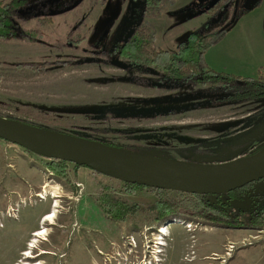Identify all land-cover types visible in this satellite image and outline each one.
<instances>
[{
  "label": "rangeland",
  "instance_id": "1",
  "mask_svg": "<svg viewBox=\"0 0 264 264\" xmlns=\"http://www.w3.org/2000/svg\"><path fill=\"white\" fill-rule=\"evenodd\" d=\"M21 1L9 12L31 33L0 38L1 117L193 162L240 159L264 145V100L221 102L208 85L152 86L157 74L116 67L110 61L123 59L109 53L116 38L132 33L123 36L127 20V28L149 25L153 45L171 51L195 30L226 27L229 36L205 60L217 71L230 64L225 72L239 74L228 46L240 32V15H257L250 23L264 25V0L247 9L246 0H162L146 13L143 0ZM261 56L245 53V65ZM256 61L264 66V57ZM42 62L49 64L32 65ZM45 160L0 139V264H264V227L227 228L189 214L156 221L144 211L113 220L97 199L104 185L119 191L122 181L93 171L80 172V184L71 170L61 179L45 169ZM257 187L264 190V179ZM118 196L143 206L156 200L146 189ZM168 196L178 200L176 191ZM51 212L52 224L45 222Z\"/></svg>",
  "mask_w": 264,
  "mask_h": 264
},
{
  "label": "trees",
  "instance_id": "2",
  "mask_svg": "<svg viewBox=\"0 0 264 264\" xmlns=\"http://www.w3.org/2000/svg\"><path fill=\"white\" fill-rule=\"evenodd\" d=\"M21 2V0H14L4 3L0 0L1 39H7L22 33L24 35L31 33L21 30L9 12L11 6H19L22 4ZM221 2L220 0L215 1L216 4ZM143 4L144 7L146 6L143 12L146 13V8L161 6L164 3L162 0H143ZM127 25L128 21L121 29L125 28L123 36L129 30ZM129 27H133V25L130 24ZM227 31L226 27L204 33L195 30L179 42L175 51H171L153 45L155 31L147 24L140 25L138 23L137 29L129 36L115 39L109 53L121 57L131 69L137 72L148 71L157 74L159 78L151 83L152 86L208 85L212 92L221 95L218 98L221 102L245 103L264 98V75L241 76L231 72L217 71L206 62L205 54L208 49L220 42ZM58 62L56 61L57 64ZM48 64V62H42L41 64L32 65L37 69H44ZM61 64H67V62L62 61ZM6 118L14 120L9 117ZM38 118H43L46 121L52 120L50 117L40 116ZM14 121L26 124L20 120ZM46 129L69 134L49 127ZM102 143L137 152L133 148L136 145L126 147L124 145ZM263 150L264 145L248 156L260 153ZM69 164L71 163L59 159L42 161V165L46 170L61 179H67L70 170L76 178L78 168L87 167L85 164H73L70 169ZM96 173L100 172L96 171ZM262 180L254 181L225 194H188L176 191L177 201H172L168 196V193L172 190L122 182L119 191L112 186L104 185V193L97 199V204L106 216L122 222L127 220L129 214L144 211L146 213L151 212L156 221L175 218L180 214H189L202 217L212 224L227 228H262L264 227V190L257 187V184ZM145 189L153 192L156 196V200L147 206L139 203H128L118 196L120 193L134 195Z\"/></svg>",
  "mask_w": 264,
  "mask_h": 264
},
{
  "label": "water",
  "instance_id": "3",
  "mask_svg": "<svg viewBox=\"0 0 264 264\" xmlns=\"http://www.w3.org/2000/svg\"><path fill=\"white\" fill-rule=\"evenodd\" d=\"M215 1V0H214ZM258 0H246L245 9ZM110 63L126 69L119 59ZM0 139L45 159L85 164L108 177L188 194H225L264 179V150L219 163L193 162L124 150L100 141L55 132L0 116Z\"/></svg>",
  "mask_w": 264,
  "mask_h": 264
},
{
  "label": "crops",
  "instance_id": "4",
  "mask_svg": "<svg viewBox=\"0 0 264 264\" xmlns=\"http://www.w3.org/2000/svg\"><path fill=\"white\" fill-rule=\"evenodd\" d=\"M255 17H257V15L256 16H252L251 14L240 15V19H242L241 29H239L240 32L238 31V35L236 32L233 36L231 44L229 46L227 45L228 48H230L233 51L232 56L230 55L229 49H227V46L224 45V47H223L222 56L224 58H228L231 56L235 62H236V60H238V64L236 66H237L238 71H239L238 75H241V76H255V75H257V73H258V75H260V74L264 75L263 74L264 69H262V68L260 69V67L264 68V66L259 65V63L256 61V60H258V61L263 60L264 56H261L257 59H248V60H250V62L254 61L255 62L254 64L250 63L249 65L248 64L245 65V61H244L245 60V57H244L245 53H249V55H251L253 53L258 54V53L264 52V25L260 24L261 27H259L258 25H256L254 27L250 22H252L251 20H253ZM229 34L230 33H227V36H229ZM229 38L226 39V42L229 41ZM241 49H243V51H240ZM247 65L248 66H253V65L255 66L256 65L257 67H256V69L251 70L249 67L246 68ZM228 67H231V66H230V64L226 63L225 66H223V70L229 71ZM234 71H232V73L237 74ZM253 71H255V74H252ZM259 72H261V73H259ZM260 100H264V98H262ZM84 168L80 167L77 170V176L76 177L78 178L77 181L80 184L83 183V180L80 178V172H81V174L83 172L84 175H87L90 172H93L90 169H87V168L84 169ZM93 177H95V176H93Z\"/></svg>",
  "mask_w": 264,
  "mask_h": 264
},
{
  "label": "bare ground",
  "instance_id": "5",
  "mask_svg": "<svg viewBox=\"0 0 264 264\" xmlns=\"http://www.w3.org/2000/svg\"><path fill=\"white\" fill-rule=\"evenodd\" d=\"M37 197H39V198H41L39 195L37 196ZM54 207V206H53ZM54 217H55V215H54V212H51V213H49L46 217H45V222H48V223H51L52 224V222H50L52 219H54ZM44 228H42V230H43ZM41 231V230H40ZM38 232V231H37ZM160 234H165V232L164 231H160L159 232ZM44 234H46V230L45 231H42V232H38V233H36V234H34L33 236H35V237H40V236H43ZM158 240V239H157ZM38 241H39V239H38ZM41 241V240H40ZM31 243V242H30ZM31 249V248H30ZM45 253V252H44ZM30 258H32V256L31 255H27V257H26V259H30Z\"/></svg>",
  "mask_w": 264,
  "mask_h": 264
},
{
  "label": "flooded vegetation",
  "instance_id": "6",
  "mask_svg": "<svg viewBox=\"0 0 264 264\" xmlns=\"http://www.w3.org/2000/svg\"><path fill=\"white\" fill-rule=\"evenodd\" d=\"M258 1H259V0H258ZM144 8H145V7H144ZM127 21H128V20H127ZM16 23H17V22H16ZM137 25H138V23H134V22H133V27H130L129 30H133V31H135V30L137 29ZM18 26H19V25H18ZM19 28H20V27H19ZM20 29H22V28H20ZM129 30H128V32H129ZM133 31H132V32H133ZM128 32H127V33H128ZM125 34H126V33H125ZM125 34H124V35H125ZM125 37H126V35L124 36V38H125ZM123 62H124V60H123ZM126 64H127V63H126ZM127 66H128V64H127ZM128 68H130V67L128 66Z\"/></svg>",
  "mask_w": 264,
  "mask_h": 264
},
{
  "label": "built area",
  "instance_id": "7",
  "mask_svg": "<svg viewBox=\"0 0 264 264\" xmlns=\"http://www.w3.org/2000/svg\"><path fill=\"white\" fill-rule=\"evenodd\" d=\"M159 253H161V252H159Z\"/></svg>",
  "mask_w": 264,
  "mask_h": 264
},
{
  "label": "clouds",
  "instance_id": "8",
  "mask_svg": "<svg viewBox=\"0 0 264 264\" xmlns=\"http://www.w3.org/2000/svg\"><path fill=\"white\" fill-rule=\"evenodd\" d=\"M165 245H166V244H165ZM165 245H164V246H165Z\"/></svg>",
  "mask_w": 264,
  "mask_h": 264
}]
</instances>
